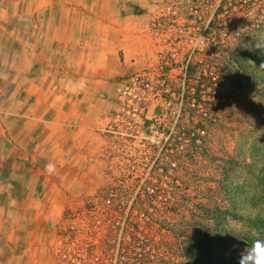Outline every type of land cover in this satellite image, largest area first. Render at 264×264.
Instances as JSON below:
<instances>
[{
  "label": "rangeland",
  "instance_id": "obj_1",
  "mask_svg": "<svg viewBox=\"0 0 264 264\" xmlns=\"http://www.w3.org/2000/svg\"><path fill=\"white\" fill-rule=\"evenodd\" d=\"M144 3L145 19L129 22L127 72L71 84L89 100L108 98L83 106L94 116L82 128L93 131L72 154L85 166L69 175L86 180L70 184V199L53 198L46 183L61 169L37 167L70 159L55 147L61 125H44L47 137L42 120L0 114L32 153L21 176L13 160L0 165V264H236L246 237L264 239V0ZM27 11L0 0V16ZM80 27L91 29H71ZM15 104L8 113H27ZM155 130L168 136L163 147L151 142ZM42 191L47 199H37ZM226 216L247 231L228 233Z\"/></svg>",
  "mask_w": 264,
  "mask_h": 264
},
{
  "label": "crops",
  "instance_id": "obj_2",
  "mask_svg": "<svg viewBox=\"0 0 264 264\" xmlns=\"http://www.w3.org/2000/svg\"><path fill=\"white\" fill-rule=\"evenodd\" d=\"M144 1L15 0L17 7L26 6L28 11L0 16V114L15 115L19 120H42L41 125L45 129L39 132L47 137L51 128L46 127L58 123L62 135L55 147L69 152L70 159L65 157L54 165L64 174L53 178V182L46 180L47 184L53 185V198L70 199L73 194L70 184L79 185L82 178L86 180L83 172L80 176L78 173L69 175L72 168L85 166L82 162L79 166L72 154L85 145L86 136H91L93 131L88 127L82 128V124L94 116L83 106L102 103L108 98L97 95L89 100L86 95L72 92L71 84L74 80L79 81L81 86L87 85L93 78H96L93 82L100 83L115 80L135 63L127 56L133 50L134 41L129 22L145 19L142 9L150 3ZM77 9V16H73L72 10ZM10 22L15 28L8 32L3 25ZM76 23H88L91 29L80 27L79 31H72L71 26ZM119 52L123 53L122 61ZM130 55L134 57L133 52ZM9 89L13 91L12 96L8 95ZM12 102L20 109L27 108V113H8L7 105ZM76 107L79 110L75 111ZM37 108L41 109V113L34 115L33 110ZM14 130L16 134L13 135L7 126L2 128L0 124V165L6 166L8 161L13 160L15 174L21 176L25 163L23 159L26 157L29 160L32 153L21 148V144L13 138L20 135L19 129ZM45 165L46 162H43L37 167ZM65 173L69 178L64 176ZM40 175L44 173L40 172ZM43 192L37 199H47Z\"/></svg>",
  "mask_w": 264,
  "mask_h": 264
},
{
  "label": "clouds",
  "instance_id": "obj_3",
  "mask_svg": "<svg viewBox=\"0 0 264 264\" xmlns=\"http://www.w3.org/2000/svg\"><path fill=\"white\" fill-rule=\"evenodd\" d=\"M256 47L264 52V42L256 41ZM260 67L264 68V63ZM45 171L49 174L53 173L54 165H45ZM223 227L228 233L239 234L247 231L245 223L232 216L224 217ZM236 264H264V239H254L250 244H246L240 249L237 253Z\"/></svg>",
  "mask_w": 264,
  "mask_h": 264
},
{
  "label": "built area",
  "instance_id": "obj_4",
  "mask_svg": "<svg viewBox=\"0 0 264 264\" xmlns=\"http://www.w3.org/2000/svg\"><path fill=\"white\" fill-rule=\"evenodd\" d=\"M158 136L159 137L161 136L160 139L158 138ZM150 138H151L152 144H155L157 147L159 146L163 147L168 139V136H166L165 133L163 132L160 133L158 130H155V131H152ZM162 138L165 140L163 144L161 142Z\"/></svg>",
  "mask_w": 264,
  "mask_h": 264
},
{
  "label": "trees",
  "instance_id": "obj_5",
  "mask_svg": "<svg viewBox=\"0 0 264 264\" xmlns=\"http://www.w3.org/2000/svg\"><path fill=\"white\" fill-rule=\"evenodd\" d=\"M264 220V218L262 219V218H258V221H263ZM208 236V235H207ZM206 236V237H207ZM246 238H248V240L250 241V242H252L253 240L251 239V238H249V237H246ZM192 261H194L195 262V264H206V263H203L201 260H196V259H192L191 260V262ZM209 264H214V263H209Z\"/></svg>",
  "mask_w": 264,
  "mask_h": 264
}]
</instances>
